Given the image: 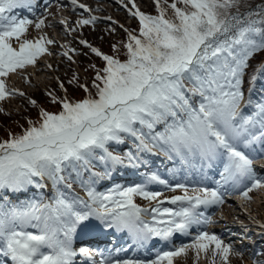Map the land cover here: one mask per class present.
<instances>
[{"label": "snow or ice", "instance_id": "6c2138e0", "mask_svg": "<svg viewBox=\"0 0 264 264\" xmlns=\"http://www.w3.org/2000/svg\"><path fill=\"white\" fill-rule=\"evenodd\" d=\"M153 2L156 14L141 11L129 0V14L139 27L124 29L125 59L79 40L103 61L102 67L91 66L90 86L78 83L75 74L68 81L84 91L82 99L48 92L60 110L40 108L38 122L26 118L28 126H21V133L9 132L7 139L0 140V256L11 264H74L77 255L91 264H174V258L189 249L197 254L210 249L213 258L219 256L228 264L233 246L202 230L214 220L201 208L223 204L229 191L238 190L248 200L253 190L264 189V176L253 166V157L264 154V97L253 103L243 93L250 66V82L264 75V56L250 65L264 52V3L253 8L249 0H172L173 16L168 17L161 0ZM34 4L35 0H0V101L26 96L7 86L8 77L36 65L42 54L52 55L47 45L55 40L46 35L23 38L28 25L40 29L45 24L44 16L33 21L19 15V9L32 12ZM71 4L83 10L77 27L100 19L78 0ZM60 23L75 31L67 28L66 21ZM111 48L120 51L116 44ZM70 51L75 49L60 55L71 60ZM59 87L67 92L63 82ZM242 101L253 108L250 114L244 113ZM28 103L36 105L31 98ZM126 140L132 141L137 153L159 149L169 159L182 163L199 159L209 168L219 162L220 179L216 187L189 189L186 183L170 184L151 173L144 183L96 191L95 178L109 173L91 172L94 159L113 166L124 165L126 159L125 166L133 168L144 163L131 150L123 157L108 150L110 143ZM84 172H91L88 179ZM45 180L53 189L50 197L12 203L2 195L30 187L42 190L48 186ZM74 184L84 197L72 191ZM152 184L180 189L182 194L160 199V192L148 190ZM136 196L155 204L142 207L135 203ZM194 227L196 234L189 243L158 251L151 260H115L102 251L73 247L79 235L105 229L127 231L140 246L153 238L172 245L176 235L188 237Z\"/></svg>", "mask_w": 264, "mask_h": 264}, {"label": "rangeland", "instance_id": "374dc122", "mask_svg": "<svg viewBox=\"0 0 264 264\" xmlns=\"http://www.w3.org/2000/svg\"><path fill=\"white\" fill-rule=\"evenodd\" d=\"M65 1L66 0H52L50 2V4L52 6H56V7L60 6L61 10H62V11H60V14H66V16H68V17L70 15V13L73 14L72 20L70 22H68V24H67V28L68 27H69V29L74 28L75 31H71V32L67 31L65 28V25L63 27H61L59 25L58 21H56V19H53L56 22H54L52 20L53 25L50 24L49 27L46 26V21H45V24L40 29L35 28V25H33V27H29L28 31L24 34L23 38L30 39L29 35L34 39H36L35 36H37V35L38 36L39 35H46L48 38H51L53 40L55 38L57 40L55 44L47 45V47L48 46L52 47L54 49V51H51L52 55L47 54L46 56L42 57L41 60L44 62H41L39 65H37L35 70L32 69V71H30L27 74L26 80H23L24 77H21V79L19 81L14 80L15 86H12L10 83L9 88L15 87V88H18L19 90L23 89L26 91V93H27V95H29V97H32L35 99L41 98L44 95L43 91L44 92L45 91L51 92L53 95H56V96L57 95H63L64 91H62L60 89L59 82H63L65 80L64 78L65 77L67 78L70 75V73L72 71L71 68L73 67L75 69H78V71L81 75L84 72V71H82L83 69L78 67L77 61L80 58H83V57L87 58L88 56L85 55L86 49L84 48V46L82 47V45L79 44V40H83V38H86L88 40H91L92 42H95L97 45L103 46L104 42L106 40H108L110 35L112 36V35L118 34L120 32V30L118 29V27L115 23H111L108 19H105V18L111 17V19H113L114 15L118 16L119 18L124 17L127 14V11L129 9L128 8L126 11L125 8L124 9L121 8V6H123V4L125 2L131 8V6L129 5L127 0H123V4L120 3L119 0H117L118 3L115 2L114 0H100L101 7H104L107 11L106 12H104V11H93L94 14H92V15H95V16L99 17L100 19H98L95 24L77 27L76 21H77V19L81 18L82 11L79 12L77 9L75 11H71V9L76 7V6L71 5L69 3H66ZM148 1L149 0H136L135 3H136V5H139V7L141 8ZM68 10H70V11H68ZM87 15L88 14L85 13L84 18H86ZM120 20L124 21V24H127V20H122V19H120ZM31 28H32V30H31ZM112 29H115V31H112ZM72 35H73V37H72ZM16 45H18L17 42H16ZM68 49H75L74 52H71V51L69 52V54L72 57L71 60L60 55L61 52L68 50ZM48 65H51V68H49ZM13 77H14V79L18 78V76H13ZM57 78H59V79H57ZM53 86H54V90H52ZM64 87H65V85H64ZM248 88L246 91H248L249 93L244 98L245 100L249 99V97L252 99V96H253V94H252L253 90L251 91ZM15 99H16V97L14 98V96H13V97H9L8 100L5 99L4 101H0V109L2 108L3 112H10V111H12V109H21V104L20 105L17 104ZM22 99H20V100H22ZM259 99L261 100V98H259ZM27 100H29V99L27 98ZM25 101H26V99L24 101H21V102H23L22 106H24V103H26ZM243 103H244V101H243ZM243 110L247 114H250L253 111V108L244 106ZM261 162L264 163L263 159L261 160ZM89 175L87 176V179L89 178ZM105 176H107V175H105ZM210 177H212V176H210ZM107 180H109V178H107ZM134 184L135 183H131V185H134ZM131 185H129V186H131ZM77 186H79V185L77 184ZM121 186L126 187V185H121ZM193 187H200V186L189 185V189H191ZM108 188L109 187L107 185L106 188H102V189L104 192H107L108 190H106V189H108ZM78 190L81 191L80 188ZM170 190L171 189L165 188L164 190L160 191V193L161 194L163 193L164 195H169ZM178 190L182 191L180 189H178ZM261 190L264 191V189H256L255 197L251 198L252 204L258 202L256 198H259V196H257L256 194L261 193ZM150 191L159 192L158 189H153ZM81 193L84 195L83 192H81ZM47 197H50V196L49 195L43 196V198H47ZM136 198L139 201L143 202L144 198H142L140 196H136ZM262 199H264V196H262V198L259 199V201ZM235 205H237V204H235ZM261 205H262L261 208H255L254 207L256 211L251 212L252 214L254 213V215H253L254 218H256L255 214H259L261 216V219L256 218L258 220L259 224L261 223L259 220H261V221L264 220V204H261ZM239 207H241L242 210H244V211L247 210L246 207L244 208L241 205ZM219 212H221V210H219ZM219 212H217V213L219 214ZM219 218H221V216H219ZM252 221H254V220H252ZM225 225L226 224H224L223 222L218 220V221H214V223L208 224L202 230H207L210 233H215L221 239H223L224 242H226L230 245L234 244V242H237V241L240 242V241H244V240H249V242H251L249 244V246L253 245V240L256 239V235H255L256 231L254 233H252L251 237H249V236L247 237V233H245V232H242V231L241 232L240 231L234 232L232 230L229 231L228 229L223 228V226H225ZM252 228H255L254 225H251V227H249V229H252ZM222 229H225L226 231L224 232V230H223V233L220 232ZM243 229H246V231L248 232L247 228H243ZM233 234H235V235L232 236ZM191 239L192 238L187 237V239L184 240L185 241L184 244L189 243L191 241ZM73 247L75 248L74 245H73ZM169 248H167V250ZM75 249H78V248H75ZM233 249H234L233 253H231L229 255L228 264H246L247 262L249 264H254V261L257 262V264H264V250H258L257 247L246 248L244 246H239V247L233 246ZM237 253H239V254H237ZM120 259H122V258H120ZM165 264H166V262H165ZM174 264H223V261L220 259L219 256L213 258L210 249L205 251V252H200L198 254L194 250L189 249L186 252V254L175 257L174 258Z\"/></svg>", "mask_w": 264, "mask_h": 264}, {"label": "trees", "instance_id": "16d2710c", "mask_svg": "<svg viewBox=\"0 0 264 264\" xmlns=\"http://www.w3.org/2000/svg\"><path fill=\"white\" fill-rule=\"evenodd\" d=\"M251 6L255 8L257 5L264 3V0H249ZM172 3V0H167L165 3L164 0H161V7L166 9V14L168 17L173 16V10L170 7V4ZM180 7H183L182 4H178ZM145 13L149 14H156V6L154 2H151V4L147 5L146 8L143 10ZM138 23H132L130 30H137L138 31ZM126 32L120 31L118 34L110 35L108 40H106L103 44V46L98 45L101 51H103L106 54H112V55H119L120 59H125L124 56V49L122 47L123 43L126 41ZM92 42V41H91ZM96 44V43H95ZM116 44L118 48L120 49L119 53L113 52L111 45ZM97 45V44H96ZM86 53L88 56L87 58H80L77 61L78 67L83 69V74L81 75L79 71L75 68H71L70 75L63 81L65 88L67 89V92L63 95H57L58 97H63L67 95L70 99L73 100H79L82 99L85 96V93L82 89L78 87L77 84H68V81L72 79L73 74H75L78 78V83H87L89 86L91 85V79L94 75V69L91 67L93 64L97 67L103 66V61L96 57L94 54L90 52L89 48H85ZM111 49V50H110ZM261 56H264V52H262L260 55L256 56L255 59L250 61V65H255L257 61L261 58ZM253 73V68L250 66L247 70V74L244 76L243 79V87L247 85L249 82V77ZM258 80H264V75L259 76ZM94 91V90H93ZM44 95L41 98L35 99L31 98L36 101V105H30L28 103V100H26L24 103V106L21 108V111L19 110H13L10 113H1L0 115V140L7 139L9 132L13 134L21 133V126L27 127L26 118L32 119L33 122H38V111L40 108H44L50 112H57L60 110L59 104H53L50 100V98L46 95V93H43ZM42 105V106H41ZM19 118V119H18ZM112 145L114 143H110L108 145V150H112ZM98 156L101 154H97ZM98 164L99 160L94 159L92 161V164L90 166L91 172H97L99 173L98 169L95 168L94 164Z\"/></svg>", "mask_w": 264, "mask_h": 264}, {"label": "bare ground", "instance_id": "6f19581e", "mask_svg": "<svg viewBox=\"0 0 264 264\" xmlns=\"http://www.w3.org/2000/svg\"><path fill=\"white\" fill-rule=\"evenodd\" d=\"M80 1L84 4H86L87 6H89V8H91L93 11H104V12L107 11L104 7H101L100 0H78V2H80ZM76 9H78V8H74V10H76ZM55 10H56V7L51 6L48 9L47 13L53 12ZM47 13L43 12L41 15L46 17L48 15ZM72 16H73V14L70 13L69 18L72 19ZM54 22H56V21H54ZM54 40L57 41L56 39H54ZM263 164L264 163H262L261 166H262V169L264 170ZM257 196H259V198H256L258 202L253 203V204L252 203L249 204L248 205L249 207H255V208H261L262 207L261 204H264V199H262L260 201H259V199H261L262 196H264V191L261 190V193L257 194ZM235 204H236L235 201L229 200V202H227L225 204V206H222V211H224V213L221 215V218H219V219L216 218V221L220 220L221 222L226 224L225 226H223V228L228 229L229 231L230 230H232L234 232H237V231L241 232L242 231V232L247 233V237L248 236L251 237L252 233H254L255 231L260 232V229H259L260 227H257V225H256V224H259V222L256 218L261 219V216L259 214H255L256 218H254L253 217L254 213L252 214L251 213L252 211L249 212L247 207H246L247 210L244 211V210H242L241 207H239L238 205H235ZM252 220H254L255 222ZM263 221L264 220H262L261 223ZM251 225H254L255 228L249 229V227H251ZM243 228H247L248 232L246 231V229H243ZM225 229H222L221 231L220 230L219 231L223 233V230H224V232L226 231ZM234 235L235 234H233L232 236H234ZM236 243H237V245L244 246L246 248L252 247V246H249V244L251 243V242H249V240H244V241H240V242L237 241ZM246 264H249V263L247 262Z\"/></svg>", "mask_w": 264, "mask_h": 264}]
</instances>
